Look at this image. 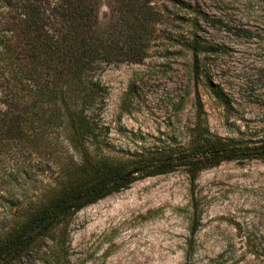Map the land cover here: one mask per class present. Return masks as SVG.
Instances as JSON below:
<instances>
[{"label":"rangeland","instance_id":"1","mask_svg":"<svg viewBox=\"0 0 264 264\" xmlns=\"http://www.w3.org/2000/svg\"><path fill=\"white\" fill-rule=\"evenodd\" d=\"M154 5L161 23L146 58L94 77L101 94L89 154L125 166L199 146L234 155L264 143L263 0ZM5 72L0 64V79ZM50 171L44 154L0 140V243L34 202L38 176ZM191 171L137 179L60 219L3 264H264V159L233 157Z\"/></svg>","mask_w":264,"mask_h":264},{"label":"trees","instance_id":"2","mask_svg":"<svg viewBox=\"0 0 264 264\" xmlns=\"http://www.w3.org/2000/svg\"><path fill=\"white\" fill-rule=\"evenodd\" d=\"M155 1L0 0V64L6 66L0 82L7 92L0 140L44 154L51 170L47 177L38 176L34 202L23 210L18 228L0 243V264L18 258L60 219L137 179L181 166L193 176L198 165L233 157L264 159V143L236 149L235 156L206 145L157 158L137 157L125 166L89 154L96 145V101L101 94L94 77L105 66L139 65L146 58L161 23ZM196 48L195 43L186 46L193 57ZM194 104L200 114L197 94Z\"/></svg>","mask_w":264,"mask_h":264}]
</instances>
